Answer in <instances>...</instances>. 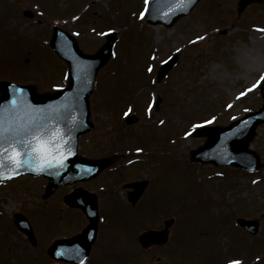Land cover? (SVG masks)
<instances>
[{
	"label": "rangeland",
	"instance_id": "obj_1",
	"mask_svg": "<svg viewBox=\"0 0 264 264\" xmlns=\"http://www.w3.org/2000/svg\"><path fill=\"white\" fill-rule=\"evenodd\" d=\"M148 3L0 0V80L31 83L37 93H51L67 83L66 66L47 46L50 26L72 33L85 53L99 49L108 34L115 38L89 96L93 128L79 138V153L94 158L122 155L96 178L60 186L46 197L43 178L20 176L0 182V264L48 262L47 246L70 233L61 224L72 212L62 209V194L75 187H107L122 195L124 189L118 183L132 179L149 180L150 194L169 199L177 214L187 211V224L201 236H212L210 231L217 230L216 241L225 243L230 236V246L250 249L247 256L251 258L264 249V124L249 143L261 162L254 171L189 159V151L206 139L191 133L195 125H226L261 105L260 84L254 89L252 85L264 75V31H260L264 29V0L240 11L238 0H199L188 15L168 26L145 21ZM24 10L37 16L29 20L23 17ZM11 12L17 19L7 23V15H14ZM37 18L42 19L38 31L29 27ZM19 22L24 30L16 27ZM110 28L115 31L109 32ZM14 31L21 36L24 31L31 33L11 40ZM197 36L203 38L197 40ZM172 55L174 65L157 80L161 61ZM149 65L152 72L147 71ZM129 108L128 115L135 119L127 123L124 113ZM205 120L212 123L204 124ZM15 212L25 215L33 226L36 247L13 225ZM237 217L258 220L255 239L238 227ZM222 255L220 251L218 256Z\"/></svg>",
	"mask_w": 264,
	"mask_h": 264
},
{
	"label": "water",
	"instance_id": "obj_2",
	"mask_svg": "<svg viewBox=\"0 0 264 264\" xmlns=\"http://www.w3.org/2000/svg\"><path fill=\"white\" fill-rule=\"evenodd\" d=\"M197 1L151 0L146 19L170 25L180 16L187 15ZM258 1L260 0H239V9L250 2ZM155 14L158 15L157 18ZM112 43L113 39H110L99 51L86 55L78 49L73 37L54 28L50 45L67 63L69 72L67 86L53 94L37 96L31 86L0 82V121L5 129L3 139L0 141V160L3 161L0 165V180L21 174L42 176L48 180L47 191L51 192L59 185L95 176L114 160V158L89 160L77 154L79 135L93 127L88 97L98 69L111 53ZM173 62V58L165 62L158 72V77H161ZM260 94L262 105L258 109L246 113L226 126L194 131L196 135H206L207 139L202 145L190 151L191 160L212 162L217 165L232 164L248 171L255 170L260 165L259 156L248 148V144L255 134L256 127L264 122V81L260 85ZM131 119L129 116L127 122ZM38 148L42 150L37 152ZM44 149L47 151L44 152ZM15 152L21 153L19 159L25 162L23 167L17 168ZM45 155L47 159L53 161L63 156L64 166L59 167L55 162L51 165L46 164ZM40 168L44 170L39 171ZM74 194L80 193L76 191ZM76 205L83 210H90V207L84 206L83 203ZM90 218L94 223L96 215L93 214ZM14 222L33 240L31 228L21 214H14ZM238 223L250 232H255L257 221L239 218ZM74 240L75 238L66 241ZM60 242L55 241L50 246L48 251L51 255L55 256Z\"/></svg>",
	"mask_w": 264,
	"mask_h": 264
},
{
	"label": "flooded vegetation",
	"instance_id": "obj_3",
	"mask_svg": "<svg viewBox=\"0 0 264 264\" xmlns=\"http://www.w3.org/2000/svg\"><path fill=\"white\" fill-rule=\"evenodd\" d=\"M134 181L118 183L124 189L122 195L107 187L91 189L97 201L94 223L90 218L94 211L68 206L62 194V209L72 212L61 223L70 233L59 238L80 236L72 245L71 260L60 251L58 258L48 257L45 264H228L230 260L264 264L250 260L249 252L231 247L230 236L226 245L216 241L220 237L217 230L206 237L194 232L185 215L171 208L169 199L150 194L148 184L142 190ZM87 227L91 229L83 234ZM220 251L222 256H218Z\"/></svg>",
	"mask_w": 264,
	"mask_h": 264
},
{
	"label": "snow or ice",
	"instance_id": "obj_4",
	"mask_svg": "<svg viewBox=\"0 0 264 264\" xmlns=\"http://www.w3.org/2000/svg\"><path fill=\"white\" fill-rule=\"evenodd\" d=\"M113 31H115V29H111V28L109 29V32H113ZM260 31H264V29H260ZM100 35H105V33L102 32V33H100ZM202 38H203V37H200V36H197V37H196L197 40H200V39H202ZM179 51H180V49H177V52H179ZM153 59H155V57H153ZM169 59H171V57H169ZM161 63H165V61H161ZM147 71H148V72H152V71H153V67H152L151 65H149L148 68H147ZM260 81H264V75H262V76L260 77V79H259L256 83H254V84L252 85V88H253V89L256 88V87L260 84ZM21 90H22V89H21ZM249 91H251V89H249ZM240 95H241V96L245 95V92H241ZM151 107H152V105L150 104V105H149V109H151ZM131 111H132V109L129 108L128 111L124 113V115L127 116ZM214 119H215V118L213 117V120H214ZM161 123H163V121H161ZM203 123H204V124H210V123H212V121H211V120H205ZM199 126H200V125H195L194 127H199ZM4 131H5V129L3 128L2 121H0V141H2V139H3V132H4ZM185 135H186V136H187V135H190V133H187V132H186ZM41 150H42L41 148H38L36 151H37V152H40ZM43 151L46 152L47 150L44 149ZM136 151H137V152H141L142 149L137 148ZM14 154H15V156L17 157V159L15 160V163H16L17 168H19V167H23L25 162H24L23 160L19 159V157L21 156V153H20V152H15ZM69 155H71L70 152H69ZM44 162H45L46 164H48V165H51L53 162H55V163L58 164L59 167H63V166H64L65 159H64L63 156H61L58 160L53 161V160H49V159H47V156L45 155V157H44ZM2 163H3V161L0 160V165H2ZM38 170H39V171H43L44 169H43V168H40V169H38ZM14 174H15V173H14ZM58 254H59V253H58ZM228 264H241V261H239V260H230V261L228 262Z\"/></svg>",
	"mask_w": 264,
	"mask_h": 264
}]
</instances>
